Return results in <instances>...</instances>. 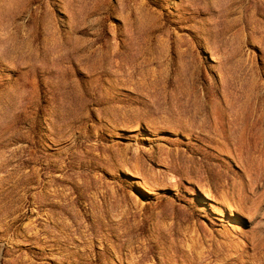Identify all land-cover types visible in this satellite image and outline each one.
Returning a JSON list of instances; mask_svg holds the SVG:
<instances>
[{
    "label": "rangeland",
    "instance_id": "rangeland-1",
    "mask_svg": "<svg viewBox=\"0 0 264 264\" xmlns=\"http://www.w3.org/2000/svg\"><path fill=\"white\" fill-rule=\"evenodd\" d=\"M0 264H264V0H0Z\"/></svg>",
    "mask_w": 264,
    "mask_h": 264
},
{
    "label": "bare ground",
    "instance_id": "bare-ground-1",
    "mask_svg": "<svg viewBox=\"0 0 264 264\" xmlns=\"http://www.w3.org/2000/svg\"><path fill=\"white\" fill-rule=\"evenodd\" d=\"M133 171V170H132ZM130 173V172H129ZM132 174V173H131ZM208 192V191H207ZM212 195V194H211ZM213 196V195H212ZM209 198H210V196H209ZM223 200V199H222ZM223 202V201H222ZM205 203V202H204ZM224 203V202H223ZM227 203V202H226ZM229 204V203H228ZM230 205V204H229ZM259 205V204H258ZM257 205V206H258ZM229 208H231V207H229ZM231 209H233V208H231ZM258 210V209H257ZM233 215V214H232Z\"/></svg>",
    "mask_w": 264,
    "mask_h": 264
}]
</instances>
